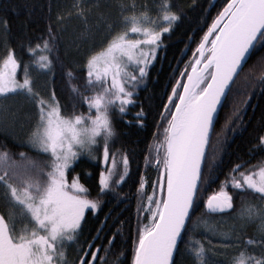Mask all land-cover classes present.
I'll return each mask as SVG.
<instances>
[{"label":"snow or ice","instance_id":"1","mask_svg":"<svg viewBox=\"0 0 264 264\" xmlns=\"http://www.w3.org/2000/svg\"><path fill=\"white\" fill-rule=\"evenodd\" d=\"M73 7L86 22L90 8L81 0ZM117 7L118 19L105 20L108 39L86 58L82 89L70 84L71 96L63 104L54 90L45 98L32 76L33 71L47 74L53 70L55 25H49L46 38L28 46L30 60L22 63L10 49L0 61V98L23 95L35 108V120L20 146L48 157L37 161L27 152L0 149V200L5 206L0 211V264H107L117 233L108 237L107 245L96 243L106 216L95 235L81 239L86 211L95 212L102 201L89 198L90 190L80 182L79 174L70 180L69 176L82 156L100 159L95 153L102 147L104 169L99 172L97 196L115 192L126 181L127 154H120V170L117 153L110 152L117 136L114 120L137 104L134 97L163 43V34L170 33L182 15L172 10L171 0L155 5V18L149 15L147 4L138 9L135 0L131 4L121 0ZM258 46L264 47V0H226L180 71L186 81H175L159 113L153 136L160 135L163 124V139L148 146L144 163L154 166L160 176L152 182L147 203L143 202L147 180L140 176L131 264H176L182 242L193 264H264V162L255 165V171H242L244 163L234 165L220 190L203 201L204 212L194 216L201 204L203 163L216 114ZM260 59L264 63V57ZM21 68L22 80L17 78ZM66 75L69 81L75 78L71 70ZM250 83L252 88L258 84L264 89V72ZM251 95L249 90L240 106L234 107L228 124L243 123L241 113ZM78 107L87 111L78 112ZM143 115V108L135 113L141 125ZM258 143L264 150V135ZM229 186L244 194L238 209L226 190ZM229 212L234 213L233 223L209 222L212 216ZM250 226L254 227L252 236L247 235ZM201 229L204 241L190 243L193 233ZM213 239L218 243L213 244ZM69 248L74 252L71 259ZM118 259L122 264L124 254Z\"/></svg>","mask_w":264,"mask_h":264},{"label":"trees","instance_id":"2","mask_svg":"<svg viewBox=\"0 0 264 264\" xmlns=\"http://www.w3.org/2000/svg\"><path fill=\"white\" fill-rule=\"evenodd\" d=\"M81 2L85 7L90 8L86 22L77 15L73 7L77 0H0V58L7 49V51L11 49L22 63L30 60L32 57L27 52L28 46H35L40 42L41 37L46 38L49 25H55L54 32L57 39L56 49L52 53L53 70L47 74L49 91L54 90L62 104L71 96L70 84L80 86L82 89L86 76L84 67L86 58L91 52L103 47L108 39L105 20L118 19L117 5L121 0H81ZM122 2L131 4L132 0H122ZM159 2L160 0H135L138 9L142 4L148 5L149 15L152 18L156 17L155 5ZM171 2L172 10L182 13L181 19L176 22L170 33L163 34V43L149 66L145 82L134 97L138 101L137 104L129 106L126 116L114 120L117 136L110 145V152L117 153L120 170L123 168L120 154H127L129 174L126 181L117 186L115 192L109 191L105 195L97 196L99 172L104 169L102 147L95 153L100 159L90 160L82 156L74 172L69 176L70 180L71 175L79 174L80 182L90 190L89 198H98L102 201L95 212L86 211L81 239H90L95 235L106 216L107 222L100 234L101 239L96 243L107 245L108 237L117 233L107 257V264H121L118 259L121 253L124 254L122 264H131L136 240L137 188L140 176H145L147 180L143 195L144 203H147V196L153 192L152 182L160 176V172L154 166L146 167L144 163L148 146L163 139V124L159 126L160 135L153 136V133L158 131L159 113L163 111V104L167 102V95L171 94L172 86L180 77V71H183L186 63L189 62L192 49L196 48L208 25L222 9L226 0H171ZM58 16L63 19L58 20ZM163 26L165 25L161 24V27ZM261 57H264V47L258 46L250 54L244 70L232 85V92L220 108L211 144L203 163L204 182L199 192L201 204L194 216H200L204 212L203 201L220 190L221 185L229 178L234 165L244 163V169H241L243 171L254 169L255 165L264 162V150H261L258 143V137L264 135V89L258 84L252 88L250 83L264 72ZM69 70L75 77L71 81L66 75ZM17 76L23 79L22 68L18 70ZM245 77H248V82ZM249 90L252 93L251 99L246 107L241 106L243 123L228 124L234 107L240 106L239 101L244 99V95ZM141 108L144 111L142 125L135 116ZM79 111H87V109L78 107ZM21 141L23 140L0 131V149L7 148L15 153L27 152L37 161L48 159L46 155L35 150L21 147ZM86 173H91V176ZM226 190L233 195V203H235L241 193L230 186ZM0 208L1 211L5 210L4 205ZM250 227L247 229L248 236H252L254 232ZM200 231L193 233V240L189 241L190 243H194L195 240L204 241V237L199 234ZM185 240H188L187 235ZM212 242L218 243L215 239ZM185 247L186 244L182 242L180 252L175 255L176 264H193L192 257L184 251ZM68 254L71 259L74 255L71 248L68 249ZM100 255H104L103 249ZM217 259L223 260L224 257L218 256Z\"/></svg>","mask_w":264,"mask_h":264},{"label":"rangeland","instance_id":"3","mask_svg":"<svg viewBox=\"0 0 264 264\" xmlns=\"http://www.w3.org/2000/svg\"><path fill=\"white\" fill-rule=\"evenodd\" d=\"M7 50L1 56L0 61H2L5 56H7L8 54ZM32 76L34 79L35 88L38 91H40L41 94L45 96V98H47L48 94L50 93L48 74H38L35 71H33ZM34 120H35V108L26 99L25 96L8 95L6 98H0V131L1 132H4L5 134H8L10 136H14L18 139L24 140L27 136V133L31 129ZM251 170L255 171L256 169L252 168ZM241 195L244 194L241 193L239 196H237L236 202L234 203L236 209H238L240 206ZM2 205H4L3 201L0 200V206ZM232 215H234L233 212H229V214H226V216H220V215L214 217L212 216L209 222L227 221L230 224L233 223L231 219ZM229 220H231V222ZM221 226H225V225L222 223ZM250 228L254 229V227H250ZM201 231L203 230L201 229Z\"/></svg>","mask_w":264,"mask_h":264},{"label":"water","instance_id":"4","mask_svg":"<svg viewBox=\"0 0 264 264\" xmlns=\"http://www.w3.org/2000/svg\"><path fill=\"white\" fill-rule=\"evenodd\" d=\"M189 71H190V70H189ZM179 79H181V77H180ZM185 81H186V78H185ZM223 102H224V101H223ZM222 104H223V103H222ZM221 106H222V105H221ZM221 106L219 107L218 112H217V114H216V119H217V117H218V113H219V111H220ZM216 119H215V122H216Z\"/></svg>","mask_w":264,"mask_h":264}]
</instances>
